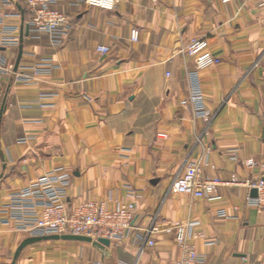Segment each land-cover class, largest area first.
<instances>
[{"label": "crops", "instance_id": "crops-1", "mask_svg": "<svg viewBox=\"0 0 264 264\" xmlns=\"http://www.w3.org/2000/svg\"><path fill=\"white\" fill-rule=\"evenodd\" d=\"M117 1L103 11L54 0L70 23L64 44L29 31L17 73L0 74V264H11L29 238L2 223L9 196L56 167L71 174L69 208L105 200L114 209L137 192L132 227L140 240L104 250L43 241L23 248L15 264H176L169 229L183 222L207 264H264V214L248 204L253 189L244 184L264 178V0ZM28 16L25 0H0V60L13 67ZM200 38L220 61L198 72L208 121L181 105L195 70L183 50ZM247 160L255 166L245 167ZM198 161L208 164L204 175L224 183L212 200L173 190Z\"/></svg>", "mask_w": 264, "mask_h": 264}, {"label": "built area", "instance_id": "built-area-1", "mask_svg": "<svg viewBox=\"0 0 264 264\" xmlns=\"http://www.w3.org/2000/svg\"><path fill=\"white\" fill-rule=\"evenodd\" d=\"M250 0H220L222 4ZM87 7L103 11H113L117 0H84ZM28 10L27 26L34 34L48 35L50 42L55 47H60L70 30L68 18L61 12L52 8L54 0H25ZM260 6H264L261 1ZM139 40V31L134 28L130 32V41ZM18 43L15 38H4V45ZM208 42L204 38L192 39L183 50L184 54L195 58V70L188 76V95L182 106H190L195 119L208 121L209 111L204 105L203 91L200 86L198 72L211 66L219 65L220 61L206 52ZM98 52L106 54L108 48L98 47ZM11 60H0V74H16L13 72ZM37 73L39 68L32 69ZM16 77H18L16 75ZM25 76H19V79ZM26 80V79H25ZM161 136V135H160ZM231 161H237L236 151L226 153ZM245 167L255 166L253 160L244 162ZM207 162H193L188 164L182 174L174 183V192L178 195H188L195 199L212 200L219 186L224 183L215 177L204 175ZM71 174L63 167H56L37 179L29 186L9 196L8 203L1 215L4 224L12 223L16 230L27 234L29 237L46 236H84L92 240L107 239L109 242L122 241L133 237L134 242L140 240L134 236L132 221L135 215V199L137 192L129 193L130 201L118 204L114 209H108L105 200L85 201L73 208L67 203V189L69 188ZM234 178L228 184H237ZM244 184L256 191V197L247 198L248 204L257 212L264 214V178L256 181H245ZM175 234V245L180 252L176 264H207L195 250L187 222L171 225L170 229ZM195 238V237H193ZM146 245L153 247V241Z\"/></svg>", "mask_w": 264, "mask_h": 264}, {"label": "water", "instance_id": "water-1", "mask_svg": "<svg viewBox=\"0 0 264 264\" xmlns=\"http://www.w3.org/2000/svg\"><path fill=\"white\" fill-rule=\"evenodd\" d=\"M22 26L20 28V37H19V47H18V55L14 64L13 72H17L19 62L22 56V45H23V38L24 36H27L29 34V28L27 25H24V19H22ZM252 197H256V191L252 190ZM43 241H74V242H80V243H88L91 244L93 247L104 250L106 247H109L110 242L107 239H97L92 240L89 237L84 236H73V235H62V236H46V237H29L25 239L21 245L16 250V253L14 255L13 261L11 264H15L19 253L23 248H25L28 245L34 244V243H40Z\"/></svg>", "mask_w": 264, "mask_h": 264}]
</instances>
